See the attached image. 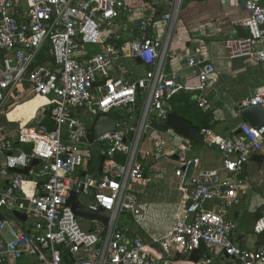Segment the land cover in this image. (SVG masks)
<instances>
[{
	"label": "built area",
	"instance_id": "built-area-1",
	"mask_svg": "<svg viewBox=\"0 0 264 264\" xmlns=\"http://www.w3.org/2000/svg\"><path fill=\"white\" fill-rule=\"evenodd\" d=\"M181 1L0 0V113L10 97L23 93L42 96L47 99L52 124L20 126L16 141L28 145L27 152L16 153L14 141L0 131L6 168L29 167L26 174L8 178L0 191V210H17L31 220L24 229L12 219H0V264H25L23 258L27 257L33 260L30 264H174L176 257L191 255L194 250L197 264H264V243L237 245L232 239L234 224L227 218L244 194L237 175L252 154L264 149V122L257 128L242 121L238 133L228 137L201 128L202 141L214 145L222 155L221 166L211 169L198 168L193 143L173 130H168L167 150L159 135L152 136L156 152L143 153L146 157H176L174 175L180 179V189L187 190L183 204L172 214L174 222L147 240L137 232L118 228L121 215L139 227L146 217V206L133 188L144 180L137 161L142 139L154 123H165L174 95L183 88L177 72L165 71L166 61L172 57L168 49L171 28H165L164 39L154 37L150 34L152 19L145 12L152 13L151 4L162 3L168 11L161 20L169 25ZM263 2L243 0L249 13L244 23L249 37L224 40L228 59L264 63ZM130 17L136 18L129 29L135 37L118 45L123 20ZM123 57L140 60L144 75L126 78L128 69L115 65ZM186 61L197 69L195 104L206 111L209 99L205 91L213 65L201 57L199 48ZM114 68L119 75L112 76ZM238 103L264 108V88ZM136 105L139 117L134 127L127 117ZM99 113H115L116 129L94 142L106 159L105 168L96 175L85 170L88 154L80 148L89 145L87 128ZM34 159L38 164L30 166ZM192 159L195 165L185 189L181 183ZM34 174L44 175V181L31 184L28 176ZM72 193L92 211H109L108 224L75 215L67 204ZM82 219L87 220L86 227L80 225ZM253 233H264V215L256 219Z\"/></svg>",
	"mask_w": 264,
	"mask_h": 264
},
{
	"label": "crops",
	"instance_id": "crops-1",
	"mask_svg": "<svg viewBox=\"0 0 264 264\" xmlns=\"http://www.w3.org/2000/svg\"><path fill=\"white\" fill-rule=\"evenodd\" d=\"M125 1L131 4H140L143 0ZM151 10L152 13L145 12L152 19L151 35L164 39L165 28H169V26L171 28L168 49L172 57L167 59L165 71L177 72L183 85V88L172 99V109H177L176 113L192 121L201 129L202 120L200 121L185 108L188 106H192L194 110L195 107L198 108L194 101L195 96L199 93L196 88L197 69L189 67L186 58L195 48H199L201 57L210 61L214 68L208 77V87L205 91L209 99V108L204 111L210 113L208 129L220 137L236 135L238 125L246 120L240 114L235 113L234 107L241 99L252 97L251 95H254L253 93H256L258 89L264 88V63L252 62L246 58L228 59L223 46L227 37H236L234 24H244L249 16L243 6V0H182L177 16L170 21L169 25L161 20V16L168 11L167 6L156 2L151 4ZM135 19V17H130V20L126 22L123 20L119 40L125 42L135 37V32L129 30L135 26ZM206 27H214L215 32L209 35L205 34ZM117 64H122L128 69L129 73L125 77L130 80L144 75L145 66L135 57L119 58L115 62V65ZM117 75L119 73L114 68L112 76ZM46 104V98L27 93L6 99L4 110L0 113V131L14 141L16 153L29 150L28 145L18 144L16 141L20 126L26 124L37 126L40 121L43 122V118L35 119V117L40 115L43 109L48 108ZM34 106H36L34 113L31 116L26 115L25 110ZM138 117L139 107L136 105L127 120L135 127ZM170 129L160 130L153 126V129H149L142 139L137 161L142 165L144 180L134 184L133 188L137 199L146 206L145 219L140 222L141 226L139 227L130 217L125 216L126 220L118 225L119 229L137 232L146 240L151 235L161 233L174 222L175 218L172 214L178 206L183 204L187 193V190L183 192L180 189V179L174 175L175 156L159 155L155 158L153 155L146 157L143 153L144 150L149 153L156 152L151 139L155 134L165 141L163 149L167 150L170 145L168 132ZM196 148V145L193 144L192 156L198 159V168L211 169L221 166L222 155L214 145L202 141L199 148ZM86 153L88 156L84 166L85 170L92 174H100L105 168L106 159L101 162L98 145L93 152ZM5 154L0 151V191L7 186L8 178L15 174V172L7 170ZM254 154L263 155V160L259 162L252 159V154L243 171L237 175L243 184L244 194H242L241 203L227 214V218L233 224L240 218L241 209H253L255 213L256 209L264 204V149ZM98 157L99 163L97 162ZM28 180L31 181V184L34 185L36 182L38 185L44 181V175L34 174L28 176ZM24 188L30 190L31 185H24ZM10 213L1 209L0 219H12L24 229L30 226L27 217L25 221H20L12 215V212ZM255 221L254 218V223ZM244 227L246 228L247 224L237 232V228L234 226L232 239L237 245L252 247L264 243V233L254 234L252 232L253 234L249 235V233L243 232ZM2 233L6 236L5 231ZM184 256L187 257L182 258ZM184 256L176 257L174 264H197L190 260V255ZM23 261L25 264H30L33 260L31 257H27L23 258Z\"/></svg>",
	"mask_w": 264,
	"mask_h": 264
},
{
	"label": "water",
	"instance_id": "water-1",
	"mask_svg": "<svg viewBox=\"0 0 264 264\" xmlns=\"http://www.w3.org/2000/svg\"><path fill=\"white\" fill-rule=\"evenodd\" d=\"M234 29L236 32V37L238 38H247L249 37V30L248 27L245 24H239L236 23L234 24ZM205 34L209 35L211 33L215 32L214 27H206L204 29ZM140 62V60H139ZM254 94V93H253ZM253 96V95H251ZM234 111L237 114H240L248 123H250L254 127H260L263 122H264V108L260 107L259 105H249V106H242L240 103H238L234 107ZM154 127L160 130H165L166 128H171L176 134L182 136L183 138L189 140L192 142L194 145H200L202 142V137L199 133V127L194 125L192 121L180 116L178 113L175 111H172L171 113L168 114V117L165 121V124H155ZM116 129V119L110 116L107 113H99L97 114L91 123L89 124L87 128V133H86V140L89 145H92L95 140L103 133L108 132V131H115ZM176 158V157H174ZM101 162H103L104 158L101 156ZM252 159L256 161H262L263 160V155L261 154H253ZM38 164L37 160H32L30 166H35ZM195 161L192 159L184 173V177L182 179L181 187L182 188H188V183H189V178L192 173V170L194 169ZM28 168H23V169H7L10 172H15V173H20V174H26L28 171ZM76 193H72L68 199V206L72 210V212L75 215L85 217L88 219H97L102 221L104 224H108L110 212L99 209L98 211H92L88 209L87 207L83 206L80 204L78 199L76 198ZM12 215L20 220V221H25L26 216L25 214L13 210ZM264 215V204L260 205L255 213H254V218L258 219ZM190 260L197 262L198 261V255H197V250H194L191 255H190Z\"/></svg>",
	"mask_w": 264,
	"mask_h": 264
},
{
	"label": "rangeland",
	"instance_id": "rangeland-1",
	"mask_svg": "<svg viewBox=\"0 0 264 264\" xmlns=\"http://www.w3.org/2000/svg\"><path fill=\"white\" fill-rule=\"evenodd\" d=\"M35 109H36V106L32 107L31 109L25 110V114L28 115V116H31L34 113ZM199 146L200 145H196V147H197L196 149H198ZM80 149L82 151H84V152L90 153L91 151L93 152L94 149H97V144L96 143H93L92 145H88L87 147H81ZM79 200H81L83 203L85 202V199L82 196L79 197ZM242 204H243V202H242ZM86 219H88V218H86ZM86 219H82L80 221V225L82 227H86L87 226L88 222H87ZM124 220H126L125 216L121 215L119 217V223H118V225L120 223H123ZM235 221H237L236 223H234V226L237 228V232L241 229V227H243V226H245L247 224V227L246 228L245 227L243 228V232L244 233H249V235H252L253 234L252 233L253 232L252 231V228H253V223H254V211H253V209H244V210L241 209V216H240V218L238 220H235ZM246 221H247V223H246ZM28 222L30 223L31 220L28 219ZM186 257L187 256H184L182 258H186ZM20 262H22V260H20L19 263Z\"/></svg>",
	"mask_w": 264,
	"mask_h": 264
},
{
	"label": "trees",
	"instance_id": "trees-1",
	"mask_svg": "<svg viewBox=\"0 0 264 264\" xmlns=\"http://www.w3.org/2000/svg\"><path fill=\"white\" fill-rule=\"evenodd\" d=\"M122 43H124L123 40H119L118 41V45H121ZM30 98V97H29ZM28 99V98H27ZM187 108V110L191 111L190 113L191 114H194L198 119H200V121L202 120L201 122V125L200 127L201 128H208L209 127V120H210V113L208 114L207 112L205 113L204 111H201L200 109L196 108L195 107V110L192 108V106H188V107H185ZM177 109L173 108L172 111H176ZM114 118L116 117V114L115 113H112L111 114ZM43 118V122L40 121V123H44V124H47L49 127H51V122L49 120V108L47 109H43L41 112H40V115H37L35 117L36 118ZM118 160H121V156L120 155H117L116 157ZM100 159L99 157L97 158V162L99 163Z\"/></svg>",
	"mask_w": 264,
	"mask_h": 264
},
{
	"label": "bare ground",
	"instance_id": "bare-ground-1",
	"mask_svg": "<svg viewBox=\"0 0 264 264\" xmlns=\"http://www.w3.org/2000/svg\"><path fill=\"white\" fill-rule=\"evenodd\" d=\"M39 97H42V96H39ZM44 98V97H43ZM186 264V263H185Z\"/></svg>",
	"mask_w": 264,
	"mask_h": 264
}]
</instances>
